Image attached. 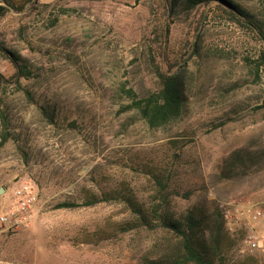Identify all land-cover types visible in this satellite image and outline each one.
Returning a JSON list of instances; mask_svg holds the SVG:
<instances>
[{
  "label": "rangeland",
  "instance_id": "374dc122",
  "mask_svg": "<svg viewBox=\"0 0 264 264\" xmlns=\"http://www.w3.org/2000/svg\"><path fill=\"white\" fill-rule=\"evenodd\" d=\"M13 1L24 9L0 19V44L31 74L0 83V141L12 136L0 147V213L23 185L36 199L26 225L0 233V264L174 262L183 238L166 220L190 211L215 264H264L252 247L264 237V41L214 3L185 13L164 0ZM233 1L264 20V0ZM159 43L188 63L187 101L151 128L128 107L160 88ZM0 72L15 73L1 50Z\"/></svg>",
  "mask_w": 264,
  "mask_h": 264
},
{
  "label": "trees",
  "instance_id": "16d2710c",
  "mask_svg": "<svg viewBox=\"0 0 264 264\" xmlns=\"http://www.w3.org/2000/svg\"><path fill=\"white\" fill-rule=\"evenodd\" d=\"M166 10L169 12H175L179 7L183 8L185 13H190L193 10L202 6H208L213 4L219 11L226 13L232 20H234L241 27L247 29L258 38L264 41V20L258 18L251 12L242 8L239 4L233 0H164ZM3 4L0 5V19L4 17L12 9L22 10L24 6H18L13 0H2ZM201 27V21L197 24V31ZM168 28L165 33H168ZM201 38L197 35L196 40L189 46V52L191 56L199 54L201 49ZM157 47L150 49V64L154 73L156 74L160 88L157 92L151 94L149 97L135 100L134 103L128 107V109H138L142 116L146 119L151 128H159L170 122L171 120L179 117L183 112L187 101L186 85L188 70L187 61H181L180 63H172L168 60L166 52L160 47L161 43L156 44ZM156 48V49H155ZM0 50L6 55L15 67V73L6 77L0 72L1 84H20L22 78L30 76L31 71L29 68L21 62L22 58L19 54L12 52L0 44ZM188 52V53H189ZM187 53V54H188ZM28 99L34 101L31 92L25 91ZM42 112L45 117L50 121H53L49 111L42 107ZM11 134L6 133L3 135L0 141V147L4 146L11 138ZM98 200L89 202L94 204ZM132 207L135 208L136 204L129 200ZM87 204V205H89ZM78 206L74 203L63 202L59 204V207H73ZM139 208V207H138ZM140 209H136V211ZM144 221L148 220L145 215H142ZM166 224L170 229H173L176 233L180 234L183 238V249L185 252L184 258L170 261H153V264H184L187 262H194L196 264H215L212 251L206 245H204L203 238L199 236V226L202 224V218L198 217L194 211H190L183 220L170 219L166 220Z\"/></svg>",
  "mask_w": 264,
  "mask_h": 264
},
{
  "label": "built area",
  "instance_id": "2783aa9c",
  "mask_svg": "<svg viewBox=\"0 0 264 264\" xmlns=\"http://www.w3.org/2000/svg\"><path fill=\"white\" fill-rule=\"evenodd\" d=\"M16 197L18 198L16 208L0 213V233L19 231L22 226L29 222L31 206L36 196L28 185H23L16 191ZM261 214V211H257L255 217ZM257 246L264 250V237L261 238L259 244L256 242L252 243V247Z\"/></svg>",
  "mask_w": 264,
  "mask_h": 264
},
{
  "label": "water",
  "instance_id": "95a60500",
  "mask_svg": "<svg viewBox=\"0 0 264 264\" xmlns=\"http://www.w3.org/2000/svg\"><path fill=\"white\" fill-rule=\"evenodd\" d=\"M0 192H2V190Z\"/></svg>",
  "mask_w": 264,
  "mask_h": 264
}]
</instances>
